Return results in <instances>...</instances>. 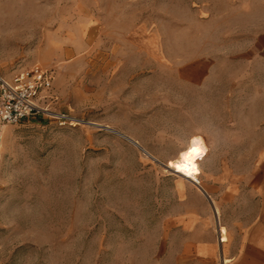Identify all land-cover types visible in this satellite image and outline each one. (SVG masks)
Listing matches in <instances>:
<instances>
[{
	"label": "rangeland",
	"instance_id": "obj_1",
	"mask_svg": "<svg viewBox=\"0 0 264 264\" xmlns=\"http://www.w3.org/2000/svg\"><path fill=\"white\" fill-rule=\"evenodd\" d=\"M248 15L263 25L264 0H0V78L53 76L43 114L0 123V264H175L191 140L198 182L261 166Z\"/></svg>",
	"mask_w": 264,
	"mask_h": 264
},
{
	"label": "crops",
	"instance_id": "obj_2",
	"mask_svg": "<svg viewBox=\"0 0 264 264\" xmlns=\"http://www.w3.org/2000/svg\"><path fill=\"white\" fill-rule=\"evenodd\" d=\"M260 18L264 21V15ZM248 20L247 27L235 30L239 29L240 50L254 54L247 63L251 67L256 55L264 54V24L258 26L257 15H248ZM260 158V168L243 177L214 170L200 174L198 182L197 173L184 174L199 187L198 192L181 193L180 210L170 216L169 244L178 258L175 264H219L221 259L227 264H264V151ZM216 216L225 231L223 243L218 240Z\"/></svg>",
	"mask_w": 264,
	"mask_h": 264
},
{
	"label": "built area",
	"instance_id": "obj_3",
	"mask_svg": "<svg viewBox=\"0 0 264 264\" xmlns=\"http://www.w3.org/2000/svg\"><path fill=\"white\" fill-rule=\"evenodd\" d=\"M53 76L50 71L34 65L21 70L11 77L0 78V123L15 125L38 114L45 109L41 101L48 99L52 89ZM60 122L64 117L57 118ZM217 219V236L220 243L225 241V231ZM228 261L221 259V264Z\"/></svg>",
	"mask_w": 264,
	"mask_h": 264
},
{
	"label": "bare ground",
	"instance_id": "obj_4",
	"mask_svg": "<svg viewBox=\"0 0 264 264\" xmlns=\"http://www.w3.org/2000/svg\"><path fill=\"white\" fill-rule=\"evenodd\" d=\"M205 149V146L199 139L193 138L191 140L190 149L182 153L180 156V160L171 165L174 167L176 172L190 175L192 171V163L195 156L199 155ZM193 181L196 182L197 180L194 178Z\"/></svg>",
	"mask_w": 264,
	"mask_h": 264
},
{
	"label": "water",
	"instance_id": "obj_5",
	"mask_svg": "<svg viewBox=\"0 0 264 264\" xmlns=\"http://www.w3.org/2000/svg\"><path fill=\"white\" fill-rule=\"evenodd\" d=\"M135 144V143H134ZM136 145V144H135ZM142 150V149H141ZM144 152V150H142ZM145 153V152H144Z\"/></svg>",
	"mask_w": 264,
	"mask_h": 264
}]
</instances>
